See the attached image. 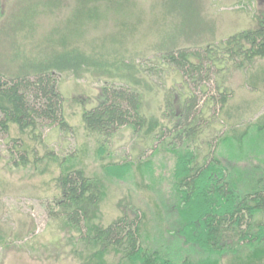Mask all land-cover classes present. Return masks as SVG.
<instances>
[{
    "label": "rangeland",
    "instance_id": "1",
    "mask_svg": "<svg viewBox=\"0 0 264 264\" xmlns=\"http://www.w3.org/2000/svg\"><path fill=\"white\" fill-rule=\"evenodd\" d=\"M78 1L8 0L5 15L0 19V72L9 74L19 70L23 60L15 58V54L27 47L42 45L41 42L49 37L61 38L68 25L77 29L70 20L79 7ZM111 1H92L89 6L95 7L96 15L85 22L80 36L78 31H73L71 37L81 43L101 39L100 45L109 48L112 38L117 41L125 37V56L134 61L133 72L142 81L138 89L144 96L146 117L168 124L165 102L170 93L179 105L192 90L198 97L199 107H203L208 98L218 94V82L231 91L232 96L226 108L227 115L222 112L219 116L224 124L208 114L209 133L203 139L221 135L230 126L244 128L264 114V59H256L244 68L227 63L222 65L225 71L219 74L212 69L208 78L195 86L161 59L166 51L175 48L195 51L259 28L264 0ZM57 77L66 98L64 112L75 131L65 133L56 126L44 127L41 144L29 142V138L21 136L16 128L9 135L0 131V264H84L89 254L78 242L77 232L62 228L50 217V206L57 192L54 181L61 168L52 165L44 175L32 167L13 169L10 154L15 144L20 143L15 141L17 138L26 140L37 154L43 156L53 151L61 159L66 157L67 163L78 151L86 150L79 155L80 165L96 175L103 187L98 223L108 225L124 216L133 219L137 214L144 217V235L152 247L161 248L169 255L180 250L181 256L197 255V251L182 245L176 233L174 206L177 202L172 186L175 162L172 151L161 148L155 151L159 130L147 136L144 131L137 134L129 127L121 128L108 142L104 160L98 161L100 152L96 140L83 130L81 112L96 104L99 88L107 78L92 71L78 75L66 72ZM183 82L187 83L186 87L189 85L186 91L181 86ZM184 92L187 93L182 96ZM81 101L85 102L84 106ZM212 105L214 116L219 113L220 105ZM236 152L238 156L229 154L224 145L220 146V157L233 176L239 174L247 181L264 171V140L251 141L244 151L238 149ZM129 162L130 172L120 178L108 176L102 166ZM254 250L247 246L240 249L241 262H236L232 254L224 256L222 262L247 264ZM108 261L121 264L116 255L109 256Z\"/></svg>",
    "mask_w": 264,
    "mask_h": 264
},
{
    "label": "trees",
    "instance_id": "2",
    "mask_svg": "<svg viewBox=\"0 0 264 264\" xmlns=\"http://www.w3.org/2000/svg\"><path fill=\"white\" fill-rule=\"evenodd\" d=\"M7 1L0 0V19L5 15ZM92 1L97 0L78 1L79 7L70 20L77 29L68 25L61 38H46L42 45L15 54V58L23 60L17 73L0 72V131L9 135L16 128L29 142L40 144L44 127L56 126L65 133L75 131L64 112L66 98L57 75L92 71L106 77L96 104L81 112L83 130L96 140L98 161L104 160L108 142L121 128L129 127L137 134L144 131L147 136L159 130L154 149L172 151L175 162L172 186L177 202L176 233L182 245L197 251V255L181 256V250L169 255L161 248L152 247L144 235V217L137 214L133 219L124 216L108 225L98 223L103 187L96 175L80 165L79 155L86 150L78 151L67 163L66 157L61 159L53 151L41 156L26 140L17 138L15 141L20 143L15 144L10 154L12 168L32 167L41 175L49 172L52 165L61 168L54 181L57 192L49 213L62 228L79 234L78 242L89 252L84 264H112L108 261L111 255L118 256L121 264H223V257L230 254L236 257V262H241L239 251L246 246L255 248L247 264H264V171L245 181L239 174L233 176L220 157L222 145L229 154L238 156L236 151H244L247 143L264 140V114L244 128L230 126L221 135L203 139L209 133L208 114L224 124L219 116L222 112L227 115L232 96L217 81L218 94L208 98L203 107H199L192 90L179 105L170 93L165 102L168 124L146 117L144 96L138 89L142 81L133 72L134 61L125 56V37L117 41L112 38L110 48L100 45L101 39L81 43L72 38L73 31H78L80 36L85 22L96 15L95 7L89 6ZM161 59L168 68L179 71L183 78L188 77L194 86L208 78L212 69L219 74L225 71L222 65L227 63L244 68L256 59H264V12L257 29L195 51L175 48L166 51ZM119 79L122 81L118 82ZM186 84L181 83L185 91L189 87ZM212 104L220 105L219 113L214 116ZM81 105L85 102L81 101ZM14 152L20 156L16 157ZM102 166L113 178L125 177L131 169L130 162Z\"/></svg>",
    "mask_w": 264,
    "mask_h": 264
}]
</instances>
